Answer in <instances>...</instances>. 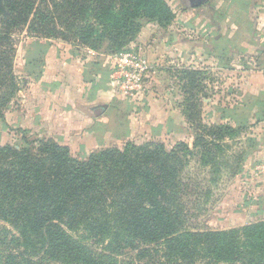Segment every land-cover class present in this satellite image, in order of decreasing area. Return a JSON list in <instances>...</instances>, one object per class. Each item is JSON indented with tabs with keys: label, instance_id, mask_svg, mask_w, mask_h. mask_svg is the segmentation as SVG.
I'll return each mask as SVG.
<instances>
[{
	"label": "trees",
	"instance_id": "obj_1",
	"mask_svg": "<svg viewBox=\"0 0 264 264\" xmlns=\"http://www.w3.org/2000/svg\"><path fill=\"white\" fill-rule=\"evenodd\" d=\"M47 2L52 12L32 13L34 0H4L0 120L20 90L12 71L10 35L30 16L28 29L33 33L55 37L60 28L91 49H100L106 41L111 52L124 51L143 33L149 34L150 27L167 36L175 19L166 0L42 4ZM179 74L185 92L182 112L197 130L192 146L181 142L167 151L162 143L128 141L121 150L112 146L81 160L66 145L22 129L18 143L0 145V223L11 229L0 244V264H120L126 255L137 259L127 264H264V221L227 231L185 229L187 186L182 171L187 159L200 156L201 167L211 165L212 174H218L221 168L215 161L224 153L221 142L249 122L243 117L236 127L204 124L198 102L205 97L209 75L192 68H182ZM247 142L248 149L256 150L253 138Z\"/></svg>",
	"mask_w": 264,
	"mask_h": 264
},
{
	"label": "rangeland",
	"instance_id": "obj_2",
	"mask_svg": "<svg viewBox=\"0 0 264 264\" xmlns=\"http://www.w3.org/2000/svg\"><path fill=\"white\" fill-rule=\"evenodd\" d=\"M166 1L177 18L182 12L186 13L188 11L190 14L194 13L200 16V20L208 21H211L210 18L213 17L212 15L216 10V13L228 11L230 2V0H207L203 5L197 6L198 8L195 7L198 10H194L195 8L185 7L180 0ZM42 3L43 0H34L32 13L47 11V9L52 12L50 3L47 2L45 5ZM217 6H220L219 9H217ZM32 17L30 16L26 25L15 28L10 35L14 50L12 71L20 90L19 94L17 93L18 96L16 95L17 97L4 110V117L0 120V145L18 143L20 123L15 122L14 117H11L9 113L13 108L16 110L20 108V104L25 100L22 94H26L27 90L30 89V84L32 85L31 82L34 79L33 76L38 72L37 65L30 69L32 67L30 66L31 62L38 59L37 56L32 57L28 54L31 50H35L36 53L40 54L42 48H48L49 45L54 47L60 57L80 56L81 62H85L86 65L89 64V70L99 72L101 76L103 72L107 75L110 72L111 75L115 71V60L113 59L123 54H136L134 56L143 54L148 60L147 69L142 73L141 91H138L139 94L136 92L134 98L123 99L117 96L121 89L111 86L112 97L99 99L94 104L80 103L76 105L77 109L83 110V112L76 110L78 115L76 118L78 120H88L87 122L91 121L92 125H89L88 129L90 126H95L96 122L103 120L106 131L104 133L97 132L94 135V141L96 140L98 145L101 143L99 147L86 141L84 137L75 138L79 135L70 138L66 146L73 157L83 160L92 151H100L112 146L121 150L128 141L136 144L145 142L162 143L167 151H170L172 147L181 142L185 143L187 141L189 143L186 144L192 146L197 130L186 121L182 112L184 110L183 98L185 92L182 88L184 82L180 80L181 76L179 74L183 66L187 65V60L185 59V63L181 65L179 61L181 58L180 51H174V57H169V48H167V42H170V39L177 43L181 42L180 24L174 25L175 29L173 30L175 31L167 32V36L148 27L152 31L149 34L143 33L136 42H130L124 51L111 52L108 50L109 46L106 41L103 42L100 49H91V47H86L75 40H71L70 35L60 28L57 29L55 37L47 38L38 33H33L28 29ZM46 28H51V26H46ZM60 33L63 35L61 36ZM63 36L68 37V39H64ZM37 46L42 48L38 49ZM144 49L145 53H143ZM183 58H186L184 54ZM110 59L112 61H108L109 65H107L105 62ZM90 60L97 63V66H91ZM205 72L207 75H211L207 71ZM194 87L192 86V88ZM188 89L191 93L195 94L197 92L195 89ZM86 92L88 94V90ZM223 92H226V89ZM211 93L212 90L206 87L203 95L206 97ZM188 94L190 93L188 92ZM120 102H123V104ZM225 102L223 101L222 106ZM105 103L108 107L103 114L94 115L90 110L91 106L95 104ZM198 103L201 121L207 125L218 124L208 117L211 103L205 104L202 101ZM216 103H213V105ZM6 113L8 123L5 120ZM215 118L219 119V116ZM80 122L77 123L83 126ZM183 124L189 126L191 130L188 131L186 127H182ZM255 126L254 124L252 131L249 130L250 127L247 125L240 129V132L235 136L226 138L221 142L224 153L217 154L215 161L221 168L218 174H212L211 165L201 167L202 159L200 156H189L187 165L182 171L187 186L184 192L186 206L184 208L186 212L185 229L204 232L227 231L264 221V144L262 142L260 148L256 151L257 156L253 157L251 154L253 150L248 149L247 142L251 133L259 139L262 138L261 131H259L260 127ZM43 130L38 129L36 132L39 134L32 132L33 137L35 135L50 138L46 136L47 133ZM76 130L78 129L76 128ZM181 130H185L186 134L184 131L182 134ZM190 134L191 136H189ZM188 136L190 139H188ZM212 179L216 180L210 181ZM10 230L7 224L0 223V244L6 235L5 233H9ZM92 242L89 240V243ZM132 259L134 263L137 262V259L133 256L127 257V255L122 256L119 260L120 264H127Z\"/></svg>",
	"mask_w": 264,
	"mask_h": 264
},
{
	"label": "crops",
	"instance_id": "obj_3",
	"mask_svg": "<svg viewBox=\"0 0 264 264\" xmlns=\"http://www.w3.org/2000/svg\"><path fill=\"white\" fill-rule=\"evenodd\" d=\"M218 7L220 6L217 9ZM263 9L264 0H230L228 11L216 13V10L211 21L200 20V16L187 11L182 12L179 18L175 15L173 23L167 29V32H173L174 25L180 24L179 32L182 36L179 43L172 39L167 42L169 57H174V51H180L181 65L187 60V65L183 68L203 70L212 75H209L211 80L205 81L212 93L201 99L205 104L211 103L208 117L215 120L214 123L229 124L232 127H236L237 122L244 117L249 122V130L253 131L254 124L255 127H260L261 139L250 134L256 142V150L251 153L253 157L257 156L256 151L262 142L264 144ZM33 51L35 50H31L28 55L37 56L40 60L37 65L38 76H33L27 93H21L25 100L22 103L20 101L19 109H11V117L20 123V129L36 134H39L36 132L38 129H44L46 136L59 144L68 145L70 138L79 135L75 138L84 137L86 141L99 147L101 143L98 145L94 141V135L106 131L103 120L88 129L92 125L91 121L76 118V110H79L76 105L94 104L99 99L112 97L110 72L107 77L101 76L100 73L89 70L86 63L81 62L80 56L77 55L79 59L77 56L60 57L53 46L42 48L40 54ZM183 54L186 58H183ZM105 63L109 65L108 60ZM225 89L226 92H223ZM223 101L226 104L222 106ZM7 117L6 113V123ZM182 127L191 130L184 124ZM183 131L186 134L185 130H181V133Z\"/></svg>",
	"mask_w": 264,
	"mask_h": 264
},
{
	"label": "built area",
	"instance_id": "obj_4",
	"mask_svg": "<svg viewBox=\"0 0 264 264\" xmlns=\"http://www.w3.org/2000/svg\"><path fill=\"white\" fill-rule=\"evenodd\" d=\"M134 55L126 53L113 59L115 71L111 73V84L121 89L117 96L123 99L134 98L136 92L141 91L142 73L147 69V58L143 54Z\"/></svg>",
	"mask_w": 264,
	"mask_h": 264
},
{
	"label": "water",
	"instance_id": "obj_5",
	"mask_svg": "<svg viewBox=\"0 0 264 264\" xmlns=\"http://www.w3.org/2000/svg\"><path fill=\"white\" fill-rule=\"evenodd\" d=\"M203 1L205 0H193V2L189 5V7H197L199 6ZM6 14V8L4 6L3 0H0V17L2 15ZM108 105L105 104H98V105H93L91 106L90 110L93 112L94 115H99V114H103L106 109H107Z\"/></svg>",
	"mask_w": 264,
	"mask_h": 264
},
{
	"label": "flooded vegetation",
	"instance_id": "obj_6",
	"mask_svg": "<svg viewBox=\"0 0 264 264\" xmlns=\"http://www.w3.org/2000/svg\"><path fill=\"white\" fill-rule=\"evenodd\" d=\"M180 1L185 7H189V5L193 2V0H180ZM204 2L205 1H203L201 4H204Z\"/></svg>",
	"mask_w": 264,
	"mask_h": 264
}]
</instances>
